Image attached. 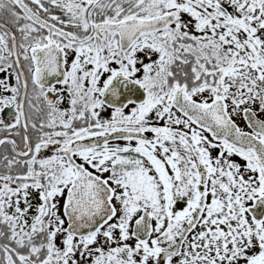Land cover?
I'll return each mask as SVG.
<instances>
[{"label":"snow or ice","instance_id":"snow-or-ice-1","mask_svg":"<svg viewBox=\"0 0 264 264\" xmlns=\"http://www.w3.org/2000/svg\"><path fill=\"white\" fill-rule=\"evenodd\" d=\"M0 264H264V0H0Z\"/></svg>","mask_w":264,"mask_h":264}]
</instances>
